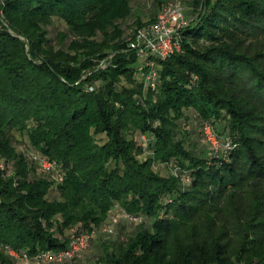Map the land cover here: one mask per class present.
<instances>
[{
	"label": "trees",
	"instance_id": "obj_1",
	"mask_svg": "<svg viewBox=\"0 0 264 264\" xmlns=\"http://www.w3.org/2000/svg\"><path fill=\"white\" fill-rule=\"evenodd\" d=\"M162 2L135 28L156 21ZM202 3L181 49L151 56L159 76L149 88L127 49L132 0H3L0 264L19 260L9 248L62 250L67 230L90 231L115 207L142 219L102 242L95 264H264V0ZM56 19L66 28L52 38ZM186 109L234 143L227 156H199L178 137ZM17 133L56 170L18 150Z\"/></svg>",
	"mask_w": 264,
	"mask_h": 264
},
{
	"label": "built area",
	"instance_id": "obj_2",
	"mask_svg": "<svg viewBox=\"0 0 264 264\" xmlns=\"http://www.w3.org/2000/svg\"><path fill=\"white\" fill-rule=\"evenodd\" d=\"M184 17L180 2L168 4L158 15L156 21L138 27L133 31L135 32V36L133 34V36L129 37V47H134L138 57L142 59L137 67V75L144 80L147 87L155 88L159 76L155 60L151 56L157 55L164 60L180 49L179 33L175 32L173 25L175 23H180V26H184ZM91 89H93V87H91ZM212 127L211 123L205 122L204 131L206 135L212 142L216 141L218 144L213 148V152L216 155H219L221 152L224 156H227L229 150L234 147V143L230 140L221 142L218 139L219 137L216 136V131ZM143 136V145L147 146L148 139L144 134ZM30 155L31 158L39 164L42 170L46 172L56 170V161L43 156L39 151H32ZM5 168V163L0 160V169L5 170ZM174 171H177L176 167ZM181 180L187 183L190 181V177L183 174ZM113 211H116L115 215H113L110 221L105 223L101 228L95 227L85 232H79L74 228L73 234L69 238L68 246L62 250H44L34 256H30L27 253H20L11 248L8 249V252L18 259L32 264H60L71 260L74 257L83 255V253L91 247L92 242L100 233H113L116 224L120 220L140 221L142 219L141 216H134L121 207H115Z\"/></svg>",
	"mask_w": 264,
	"mask_h": 264
},
{
	"label": "rangeland",
	"instance_id": "obj_3",
	"mask_svg": "<svg viewBox=\"0 0 264 264\" xmlns=\"http://www.w3.org/2000/svg\"><path fill=\"white\" fill-rule=\"evenodd\" d=\"M162 1L164 2L161 3L160 9L158 11L159 14L161 10L163 9V7H165V5L175 3V2L181 3L184 16H185L184 26H186L188 23L192 21H195V19H197V16L203 11V3H202L203 0H195V1L194 0H162ZM2 2L3 0H0V5ZM132 6L134 10L133 14L129 16L123 22V25L127 30L126 37H128L130 32L131 33L129 37L133 36V34L135 36V32L133 31L137 29V27L135 28L134 26L137 15H142L143 21H146L149 18V15L152 12H154L155 9L158 7V0H132ZM180 25H181L180 23H175L173 25L175 32L179 33V39H181L182 29L184 27ZM65 28H66L65 23L59 19H56L49 28L50 36L54 38L58 30H62ZM22 38L24 39V37ZM127 49L134 51L137 54L136 49L134 47L128 46ZM180 49H181V44H180ZM180 49H178L177 51H179ZM112 58H113V54L108 55L106 58L102 59L98 65L99 66L98 68L106 69L107 66L111 63ZM139 61H141V58L139 59ZM185 114L186 116L179 121V127H178V132H177L178 137L181 139H184V141L186 142V145L190 149L195 151L196 154H198L199 156L210 155L213 152V148L216 145H218L216 141L212 142L211 139L206 135V132L204 131L205 122H208V123H211V122H209L208 120L206 121L202 120L200 116L198 115V113L193 109H186ZM215 127L221 132L223 137L229 136V131L223 132V125L221 124V122H217V124H215ZM212 128L214 129V127ZM144 135L148 139V136L146 134ZM15 136H16V139H18L17 141H15V144L17 145L18 150H25L31 153L32 150H29L28 147L26 146L27 145L26 139L19 133H17ZM216 136L219 137L217 133H216ZM99 137H102V136H99ZM135 137H137V139L141 141V144L144 147V152H145L144 155H148L149 150L147 146L143 145L144 144L143 143L144 140H142L143 139L142 137H144L143 134H141L139 138V135H137L136 133ZM218 139L221 142L224 141V139H221V138H218ZM100 141H102V139ZM219 155H223V154L220 152ZM164 168H166V170L164 171L163 174L166 173V175L171 174V171L174 170L173 167L171 168L170 166H166V164L160 161L159 162L157 161L154 165V169L156 171H160L162 169L164 170ZM115 213L116 211H113V210L110 211L108 214V217L103 221V223L100 226H96V228H101L105 223H108L111 217L115 215ZM123 223H124L123 226L122 225L117 226L115 233L111 235H107L103 232L100 233L97 239H95V241L92 242L91 247L88 250H86L83 253V255H81L80 257H74L73 259H71L72 264H78V263L95 264L97 258H99L100 257L99 255L101 254L100 244L102 242H104L105 240L112 241L118 237H121V239H124L126 238L127 235L132 233L133 230L135 229V224H131V222H128V221L126 222L125 220H123ZM72 234H73V229L67 230L66 235L68 238H70ZM15 264H32V263H27L26 261L19 259Z\"/></svg>",
	"mask_w": 264,
	"mask_h": 264
}]
</instances>
